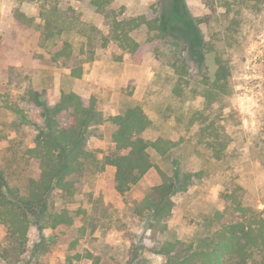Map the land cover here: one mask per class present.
Segmentation results:
<instances>
[{"label":"rangeland","instance_id":"rangeland-1","mask_svg":"<svg viewBox=\"0 0 264 264\" xmlns=\"http://www.w3.org/2000/svg\"><path fill=\"white\" fill-rule=\"evenodd\" d=\"M91 1L0 0V168L22 188L29 177H39L37 163H18L44 126L42 110L29 94L39 92L53 106L62 91H74L87 105L94 100L107 117L141 105L152 121L145 138L176 144L166 157L153 153L167 173L191 181L174 197L169 236L191 240L216 229V213L228 206L224 195L237 188L244 204L264 215V0H112L109 9L118 18L158 17L167 32L163 40L149 42L146 30L138 31V61L114 43L104 46L109 26ZM44 5L57 7L66 27L60 36L46 37ZM90 38L94 55L82 53L89 51ZM65 41L75 52L67 64L54 58ZM217 57L231 74L214 88ZM87 59L83 77L73 78L72 66ZM175 61H186L188 68L180 95ZM200 114L230 137L221 160L200 132ZM60 120L66 124L67 115ZM112 129L100 125L88 136L100 157L113 148ZM114 177L115 168L107 167L78 185L68 205L72 226L43 231L32 226L21 264H93L88 252L100 256V264H125L134 247L143 248L146 264H165L166 258L153 252L157 243L149 238L145 219L133 210L159 183L158 171L125 195L115 190ZM6 233L0 224V244ZM0 264L7 263L0 259Z\"/></svg>","mask_w":264,"mask_h":264},{"label":"trees","instance_id":"trees-1","mask_svg":"<svg viewBox=\"0 0 264 264\" xmlns=\"http://www.w3.org/2000/svg\"><path fill=\"white\" fill-rule=\"evenodd\" d=\"M91 3L105 16L109 26L108 34L102 37L104 46L114 43L136 61L141 49L135 38L138 31L145 29L149 42L163 40L167 36L158 17L139 15L120 19L109 9L112 0H92ZM44 18L47 38L60 36L65 31L57 7L44 5ZM89 47V51L83 48L82 53L94 55L91 38ZM74 54L73 45L65 41L54 58L67 64ZM89 59L75 62L71 68L73 78L83 77L84 63ZM216 61L214 88L225 83L231 74L221 57ZM172 67L179 76L175 92L180 95V84L188 72L187 63L175 61ZM29 96L30 101L41 108L44 126L39 128L34 146L24 151L18 163L30 166L35 162L40 174L37 178L29 177L22 188L14 184L13 174L0 168V224L7 230L0 244L2 261L7 264L24 262L32 226L36 225L40 231L72 226L75 216L68 205L75 201L78 185L107 167H113L115 190L121 195L131 191L153 170L158 171L159 183L135 203L133 210L145 219L151 232L149 238L157 243L153 252L165 257V264H264V215L262 211L244 204L239 188L224 195L228 206L225 211L216 213V229L191 240L169 236V221L175 209L174 197L178 192L187 191L191 181L170 175L155 162L153 153L166 157L176 144L164 138H145L152 121L141 105L130 106L122 114L107 117L94 100L87 105L74 91H62L53 106L39 92H30ZM13 109L26 118L21 109ZM63 114L67 115L66 124L60 120ZM196 119L200 121V132L207 146L214 157L221 160L229 147L230 137L215 121L209 123L204 114ZM105 124L113 128V148L100 157L98 151L89 147L88 136L93 129ZM59 201L64 205L60 209L57 206ZM142 250V247H134L132 257L125 264H146L141 258ZM86 257L93 264H100V256L88 252Z\"/></svg>","mask_w":264,"mask_h":264}]
</instances>
